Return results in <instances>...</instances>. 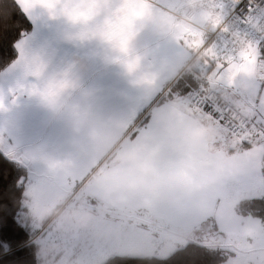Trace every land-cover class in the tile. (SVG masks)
I'll return each mask as SVG.
<instances>
[{
  "label": "crops",
  "instance_id": "crops-1",
  "mask_svg": "<svg viewBox=\"0 0 264 264\" xmlns=\"http://www.w3.org/2000/svg\"><path fill=\"white\" fill-rule=\"evenodd\" d=\"M15 1L31 29L16 43L18 55L6 67L11 65L14 70L0 72V149L28 165L26 187L27 182H35L40 184V192L51 191L53 198L40 202L42 223L46 221L41 230L53 217L48 215L52 206L79 191L86 200L134 215L131 220L137 224L148 218L144 230L152 232L153 227L148 226L156 219L158 225L153 226L172 239L180 238L182 247L188 237L200 240L206 232L209 245H226L232 251V247H240L248 253L264 251L260 233L264 219L252 211L245 215L238 211L244 201L264 198V79L257 74L264 73L260 64L264 51L255 62L241 65L253 75L252 88L243 91L231 82L229 65L236 59V48H219L222 61L214 59L202 70L194 59L203 43L198 39L188 42L183 35L174 38L177 23L170 11H181L180 0H123L116 10L128 19L138 17L142 29L135 50L129 53L124 48L127 63L136 69L129 79L106 50L87 42V32L72 31L52 18L53 0ZM119 3L78 0L71 12L88 19ZM206 16L203 11L200 19ZM124 35L127 39L135 31L129 27ZM245 56L252 58V53ZM189 63L191 68L186 67ZM65 66L74 70L76 85L65 110L54 113L32 102L30 77ZM184 73L198 77L199 86L174 96L169 87ZM170 112L198 114L216 129L218 135L212 143L199 148L213 155L207 174L190 177L182 194L161 203L150 198H110L98 177L105 153L115 142L135 140L146 152L158 153L160 170L173 162L168 144L160 137L161 121ZM82 121L86 127L79 129ZM137 216L143 219L137 222ZM175 247L159 245L154 255L137 257H162Z\"/></svg>",
  "mask_w": 264,
  "mask_h": 264
},
{
  "label": "clouds",
  "instance_id": "clouds-1",
  "mask_svg": "<svg viewBox=\"0 0 264 264\" xmlns=\"http://www.w3.org/2000/svg\"><path fill=\"white\" fill-rule=\"evenodd\" d=\"M203 0H187L188 7L198 9ZM78 0H53L50 14L54 20L62 21L70 30L87 32V42L106 50L115 66L121 68L124 74L132 79L135 67L127 63L128 57L124 48L131 53L135 50L136 41L142 29L138 27L139 18L128 19L117 7L123 6V0L108 12H98L96 16L85 19L83 16L72 14L71 9ZM84 10V6H80ZM189 22V16L181 15L177 24ZM212 30L219 25L215 20L209 22ZM132 27L135 35L125 38L124 30ZM179 33L175 37H179ZM236 43V59L231 68L232 83L241 90L252 88L253 75L246 67L244 56L255 53V45L246 37L233 33ZM257 57H258V53ZM208 62L207 53L200 51L195 62ZM186 67L191 68L189 63ZM259 67V64L257 65ZM13 66L4 69L5 73L12 72ZM264 79V73H257ZM30 79L33 81L29 92L32 102L54 113L63 112L67 106L70 93L75 88L74 70L70 66L52 72L45 70L44 74L36 73ZM217 79H219L217 77ZM86 127L81 122L79 129ZM78 129V130H79ZM218 135L214 126L202 119L198 114L187 112H170L161 121L160 137L168 144L173 162L160 170L161 157L158 153L146 152L135 140L115 142L108 152L99 173V180L106 184V194L112 199L139 201L150 198L155 203L165 202L174 196L182 194L188 187L190 177L207 174L213 161L211 151H199L201 145H210ZM159 170V171H158ZM158 173V174H157ZM48 215L55 216L69 226L86 227L94 222L95 215L79 205L58 202L49 210Z\"/></svg>",
  "mask_w": 264,
  "mask_h": 264
},
{
  "label": "rangeland",
  "instance_id": "rangeland-1",
  "mask_svg": "<svg viewBox=\"0 0 264 264\" xmlns=\"http://www.w3.org/2000/svg\"><path fill=\"white\" fill-rule=\"evenodd\" d=\"M200 16L201 13L195 16V21L199 24L204 20L200 19ZM183 36L188 42L198 39L199 43H203L196 50L195 57L200 51H204L207 53L208 62L205 63L202 60L196 63L194 60L195 65L200 69L204 70V68H207L214 59L217 62L222 61L217 54L219 51L216 48L217 46L204 48L207 38L201 31L190 28L189 33ZM263 49L264 47L262 45L256 43L255 53H252V58L245 56L244 61L249 64L255 62L262 55L261 52ZM256 53H258V57ZM260 64L264 65V60L261 59ZM50 192H40V184L27 182L25 189L27 199H25L24 205L28 207V211L22 212L18 216V220L23 226L28 227L30 230L38 231L36 234L37 264H102L107 259L118 255L151 256L158 252L159 245L166 244L168 247L176 246L173 250L181 246L179 245L180 238L172 239L164 231H160L159 227L153 226V224L158 225L156 219L150 220L151 225L148 226V229L153 227L152 232L144 230V225L148 222V218L143 220L146 223L142 222L141 225L137 224L131 220L134 215L118 213L115 210L109 209V207L103 205L101 202L90 198L86 200L83 194H78L79 191L65 202V206L67 204L81 206L95 215L96 219L94 222L86 227L69 226L53 216L41 230L46 221L42 223L44 215L40 214V202L52 199L53 197ZM137 218V222H139L140 218L143 219L141 216H137ZM159 223L161 222L159 221ZM260 233L264 237V229H261ZM207 236L208 234L203 232L199 237L200 240L194 239L196 237L194 235L188 237L185 245L190 241H195L208 246L225 249L228 255L220 264H264V251L248 253L241 250L240 247H232L235 250L232 251L226 245H209V237L207 239ZM170 250L164 251L163 254L162 250L158 254H162V257L167 256L172 253Z\"/></svg>",
  "mask_w": 264,
  "mask_h": 264
},
{
  "label": "trees",
  "instance_id": "trees-1",
  "mask_svg": "<svg viewBox=\"0 0 264 264\" xmlns=\"http://www.w3.org/2000/svg\"><path fill=\"white\" fill-rule=\"evenodd\" d=\"M30 29V21L15 0H0V72L17 57L16 43ZM198 86V77L184 73L170 89L188 94ZM28 173L26 163L0 149V264H37L38 231L30 230L18 220L22 212L28 211L24 205ZM238 211L242 215L252 211L264 219V198L244 201ZM227 255L225 249L190 241L166 257L118 255L102 264H220Z\"/></svg>",
  "mask_w": 264,
  "mask_h": 264
},
{
  "label": "built area",
  "instance_id": "built-area-1",
  "mask_svg": "<svg viewBox=\"0 0 264 264\" xmlns=\"http://www.w3.org/2000/svg\"><path fill=\"white\" fill-rule=\"evenodd\" d=\"M178 7L181 11L172 9L170 14L176 20L182 14L189 16V22L183 25L188 29H197L206 36L204 48H236L233 33L246 37L254 45L261 43L264 47V0H203L195 10L188 7L187 0H180ZM203 11L207 16L199 24L195 21V16ZM212 20L219 25L215 30L208 26ZM173 93L174 96L178 94L176 91Z\"/></svg>",
  "mask_w": 264,
  "mask_h": 264
},
{
  "label": "water",
  "instance_id": "water-1",
  "mask_svg": "<svg viewBox=\"0 0 264 264\" xmlns=\"http://www.w3.org/2000/svg\"><path fill=\"white\" fill-rule=\"evenodd\" d=\"M175 29H176V32L179 33L181 36L189 33V29L185 27L183 24H177ZM22 159L24 160V158Z\"/></svg>",
  "mask_w": 264,
  "mask_h": 264
}]
</instances>
